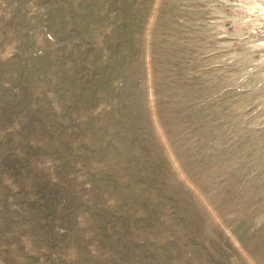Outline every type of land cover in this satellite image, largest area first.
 <instances>
[{"label":"rangeland","instance_id":"rangeland-1","mask_svg":"<svg viewBox=\"0 0 264 264\" xmlns=\"http://www.w3.org/2000/svg\"><path fill=\"white\" fill-rule=\"evenodd\" d=\"M0 264H264V0H0Z\"/></svg>","mask_w":264,"mask_h":264}]
</instances>
